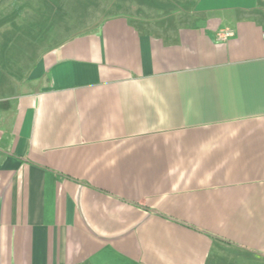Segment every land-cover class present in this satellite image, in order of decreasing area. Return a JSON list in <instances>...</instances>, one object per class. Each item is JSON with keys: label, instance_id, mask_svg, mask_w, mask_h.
Here are the masks:
<instances>
[{"label": "crops", "instance_id": "obj_1", "mask_svg": "<svg viewBox=\"0 0 264 264\" xmlns=\"http://www.w3.org/2000/svg\"><path fill=\"white\" fill-rule=\"evenodd\" d=\"M97 19L0 71V264H264V0Z\"/></svg>", "mask_w": 264, "mask_h": 264}, {"label": "rangeland", "instance_id": "obj_2", "mask_svg": "<svg viewBox=\"0 0 264 264\" xmlns=\"http://www.w3.org/2000/svg\"><path fill=\"white\" fill-rule=\"evenodd\" d=\"M112 0H3L0 3V71L25 75L32 58L97 25ZM33 48L37 52L31 53ZM242 264V263H241Z\"/></svg>", "mask_w": 264, "mask_h": 264}, {"label": "built area", "instance_id": "obj_3", "mask_svg": "<svg viewBox=\"0 0 264 264\" xmlns=\"http://www.w3.org/2000/svg\"><path fill=\"white\" fill-rule=\"evenodd\" d=\"M231 36H233V33H231V32H227V33H225V34H222V35H221V38H222V39H227V38H229V37H231Z\"/></svg>", "mask_w": 264, "mask_h": 264}]
</instances>
